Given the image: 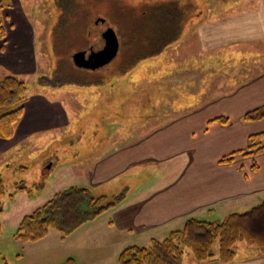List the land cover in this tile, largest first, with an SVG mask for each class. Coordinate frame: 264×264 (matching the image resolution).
<instances>
[{"label": "rangeland", "instance_id": "obj_1", "mask_svg": "<svg viewBox=\"0 0 264 264\" xmlns=\"http://www.w3.org/2000/svg\"><path fill=\"white\" fill-rule=\"evenodd\" d=\"M103 1L102 10L115 12L114 19L122 20L130 19L133 14L139 15L143 7L168 0ZM189 1L199 5L200 12L207 11L210 18L225 17V0ZM0 5L4 29L30 27L32 31L29 48L32 56L29 63L34 65L32 74L17 77L28 86L24 107L33 97L41 96L51 103L61 104L68 119L65 126L37 131L0 154V174L5 184V194L0 200V264H63L69 258L77 264H118V257H112L114 249L102 247L108 243L97 242L98 236L107 235L103 232L108 227H96L95 223L100 224V220L108 218L109 210L97 218L98 222L87 226L84 233L77 230L65 237L51 230L47 237L35 243H22L13 236L22 218L43 206L56 193L73 186L88 187L87 169L105 155L100 152L106 150L107 142L128 141L131 133L137 140L158 126L189 114L194 110L191 107L200 105L199 101L216 98L217 90H222L225 85L227 74H232L231 69L228 70L230 66L225 67L224 57L214 58L212 68L209 61L205 62L211 53L197 50L195 35L189 34L196 20L194 15L184 24L179 41L168 45L158 56L122 72L126 66L124 58L131 55L132 40L125 32L127 25L120 19L123 28L117 25V20L101 13L96 21L103 17L109 22L91 29L86 42L77 37L72 46L65 43L62 51L66 53L59 55L53 45L54 30L60 17V4L56 0H0ZM107 27L116 31L121 49L123 46L124 49L113 62L96 71L76 68L72 55L91 48L102 49L101 34ZM120 29L124 34H120ZM238 72L234 67L235 77ZM210 76L213 80L209 82ZM193 77H198L199 81ZM211 89L214 93L210 96ZM204 93L207 96L199 97ZM195 97L200 98L198 104L193 102ZM152 166L155 165H138L130 171ZM122 174L127 175L125 171L119 175ZM127 244L140 243L131 240ZM191 255L186 251L184 260L193 257Z\"/></svg>", "mask_w": 264, "mask_h": 264}, {"label": "crops", "instance_id": "obj_2", "mask_svg": "<svg viewBox=\"0 0 264 264\" xmlns=\"http://www.w3.org/2000/svg\"><path fill=\"white\" fill-rule=\"evenodd\" d=\"M197 6L189 34L195 35L197 50L211 53L205 60L209 67H214L211 64L217 57H224L225 67L230 66L232 74H227L223 89L205 102L195 97L193 102L200 105L191 107L194 110L189 114L158 126L144 137L134 140L131 133L128 141L107 142L106 150L100 152L105 155H99L87 169L88 187L98 195L117 199L109 217L95 223L96 227H108L103 232L107 235L98 236L97 242L108 243L102 247L114 249L112 257L116 259L131 240L146 246L182 229L191 218L222 221L264 201V153L239 158L233 164L220 162L226 155L245 149L251 135L264 132V119L243 121L246 113L264 106V0H225V17L221 19L208 17L207 11L200 12ZM31 36L30 27L5 29L4 40H0V78L32 74ZM192 79L199 81L198 77ZM213 93L211 89L208 95ZM204 96L206 93L199 97ZM222 116L229 118L227 125L211 122ZM67 122L61 104L35 96L26 103L15 136L11 140L0 137V154L37 131ZM147 164L155 166L130 171ZM122 171L127 175H119ZM96 220L78 231L84 233ZM235 251L230 264H264V255L254 247L239 243ZM184 264L221 263H199L189 257Z\"/></svg>", "mask_w": 264, "mask_h": 264}, {"label": "trees", "instance_id": "obj_3", "mask_svg": "<svg viewBox=\"0 0 264 264\" xmlns=\"http://www.w3.org/2000/svg\"><path fill=\"white\" fill-rule=\"evenodd\" d=\"M59 3L60 17L54 30V49L65 54L62 47L73 43L78 37L86 42L90 30L98 25L96 17L101 13L120 25L121 18L102 10L103 0H56ZM123 2V1H122ZM2 6L0 5V9ZM198 6L191 1L168 0L154 6L143 7L139 15L124 18L121 23L128 27L127 35L132 40L131 55L124 58L126 66L122 72L131 70L145 59L158 56L170 44L181 38L184 24L196 14ZM129 15V16H130ZM99 17V16H98ZM99 19V18H98ZM109 22V21H108ZM114 24V23H113ZM116 25V24H114ZM120 29V34H124ZM5 36L0 14V39ZM72 46V44H71ZM124 49V46L123 48ZM120 46V52L122 51ZM68 52V51H67ZM72 60V59H71ZM28 86L16 76L0 78V137L11 140L20 122L27 99ZM264 119V106L246 113L245 122ZM211 122L227 125L229 118L218 117ZM264 153V132L248 138L243 150L223 157L222 164H233L239 158L253 157ZM22 188L21 190H25ZM5 194V184L0 174V200ZM116 198L98 195L93 188L73 186L56 193L51 200L24 216L18 225L14 239L22 243L38 242L51 230L67 237L82 226L96 220L106 211L115 207ZM1 234V226H0ZM245 243L264 255V201L244 211L232 213L222 221H208L191 218L180 230L170 232L164 240H152L147 246L126 247L118 257V264H184L186 251L199 262L216 261L230 264L235 260V247ZM218 248V250H216ZM63 264H77L69 258Z\"/></svg>", "mask_w": 264, "mask_h": 264}, {"label": "water", "instance_id": "obj_4", "mask_svg": "<svg viewBox=\"0 0 264 264\" xmlns=\"http://www.w3.org/2000/svg\"><path fill=\"white\" fill-rule=\"evenodd\" d=\"M105 23V19L99 18L96 24ZM104 40V47L100 50L90 49L78 51L72 55V61L76 68L96 71L113 62L120 51V40L116 31L112 27H107L101 34Z\"/></svg>", "mask_w": 264, "mask_h": 264}, {"label": "flooded vegetation", "instance_id": "obj_5", "mask_svg": "<svg viewBox=\"0 0 264 264\" xmlns=\"http://www.w3.org/2000/svg\"><path fill=\"white\" fill-rule=\"evenodd\" d=\"M90 50L87 51V55L89 54Z\"/></svg>", "mask_w": 264, "mask_h": 264}]
</instances>
